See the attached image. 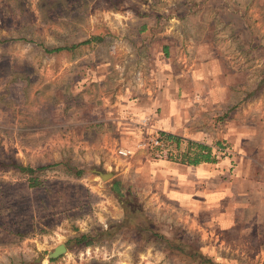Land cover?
<instances>
[{
  "label": "rangeland",
  "instance_id": "374dc122",
  "mask_svg": "<svg viewBox=\"0 0 264 264\" xmlns=\"http://www.w3.org/2000/svg\"><path fill=\"white\" fill-rule=\"evenodd\" d=\"M262 75L264 0H0V264H197L162 235L264 264ZM162 131L212 145L222 183L168 159Z\"/></svg>",
  "mask_w": 264,
  "mask_h": 264
},
{
  "label": "trees",
  "instance_id": "16d2710c",
  "mask_svg": "<svg viewBox=\"0 0 264 264\" xmlns=\"http://www.w3.org/2000/svg\"><path fill=\"white\" fill-rule=\"evenodd\" d=\"M96 40L99 39L95 37ZM90 39H86L82 42H80L78 45L82 44H88L90 43ZM40 46H43L41 43H36ZM78 45H71V46H54L52 48L44 47V50L47 52H57L59 50L63 49H71ZM167 45H162L161 49L164 51V54L166 55L168 53L167 51ZM264 84V75L260 76V79L258 81L259 87ZM160 135L162 139L165 142L170 143L173 149H176L177 153L175 155L171 154L169 155L168 159L178 162L180 164L184 165H197L202 162H214L215 161V155L212 151V146L208 145L206 143L196 141L193 139H187L183 138L179 135L173 134V133H166V132H160ZM218 147H221L218 143ZM16 167L21 172L30 171L32 172V168H26L21 165H16ZM29 185L35 186L39 184V181L33 177H29ZM114 186L116 188H120L121 183L115 182ZM125 202L130 205V209L127 212L126 216L129 214L128 218L129 220L135 221L136 217L141 218L142 213L140 212L139 208L133 205L131 199H126ZM127 218V219H128ZM134 225L133 223H131ZM125 226V220L121 219L119 222H110L108 223V226L105 229H101L100 231L92 234V233H78L77 235L69 238L66 242V247L70 249L72 245H76L80 248H85L87 246L93 245L95 243L96 238L101 241V239H111L115 233L123 228ZM138 229L141 230H150L151 227L147 226H139ZM153 236H157L158 234L154 231L151 232ZM162 238L167 242L166 244L167 248L171 251H175L178 254H183L185 257L197 261V264H221L215 261L211 256H208L204 254L202 251L198 249H191L189 245H185L182 243L179 239H177L178 242L174 241L173 243H169L168 240L165 238V236L162 235ZM50 261L55 260V258H50ZM23 264V263H22Z\"/></svg>",
  "mask_w": 264,
  "mask_h": 264
},
{
  "label": "crops",
  "instance_id": "0c3cea01",
  "mask_svg": "<svg viewBox=\"0 0 264 264\" xmlns=\"http://www.w3.org/2000/svg\"><path fill=\"white\" fill-rule=\"evenodd\" d=\"M125 106H127L131 109L135 108V107H131L133 105L130 106V105L126 104ZM212 151H213V146H212ZM213 154L215 155L214 151H213ZM164 162H168V161H164ZM169 162H171V161H169ZM186 167H188V169H186V170L194 171L197 173V175L200 174V176H203V173H202L203 169H206V170L210 169V172L208 171L207 174H209L210 178H212V181L216 179V181L219 182L220 184L222 183L220 177L223 175L225 176L226 172L228 171L225 159L224 158L217 159L216 155H215V161L214 162H202V163H199L197 165H187ZM202 181H203V179H202ZM215 187L218 188V186H215ZM217 188H215L214 192L212 193L213 194L212 197L214 199H217V201L215 202L216 204L218 202V199L220 198ZM223 193H224L225 197L228 199V202H230V203H228V205L233 204L235 207H237V209H239V210L242 209V207L244 205L240 207V205H238V203L235 201L236 197L241 196L240 194L235 195V193L231 189H228L227 191H225ZM214 206H215V204H214ZM228 208L226 210H228Z\"/></svg>",
  "mask_w": 264,
  "mask_h": 264
},
{
  "label": "water",
  "instance_id": "95a60500",
  "mask_svg": "<svg viewBox=\"0 0 264 264\" xmlns=\"http://www.w3.org/2000/svg\"><path fill=\"white\" fill-rule=\"evenodd\" d=\"M98 175L102 180H105L106 178H108V176H111L112 174L109 172H106V173L98 172ZM66 251H67L66 245L64 243H59L58 245L54 247L52 251L48 253V257L57 258L58 256L65 253Z\"/></svg>",
  "mask_w": 264,
  "mask_h": 264
},
{
  "label": "built area",
  "instance_id": "2783aa9c",
  "mask_svg": "<svg viewBox=\"0 0 264 264\" xmlns=\"http://www.w3.org/2000/svg\"><path fill=\"white\" fill-rule=\"evenodd\" d=\"M153 144H155V146L160 148V145L164 144V145H168V142H165L161 135H159L157 138L154 139ZM118 153L122 156H127L130 154V150H118Z\"/></svg>",
  "mask_w": 264,
  "mask_h": 264
}]
</instances>
